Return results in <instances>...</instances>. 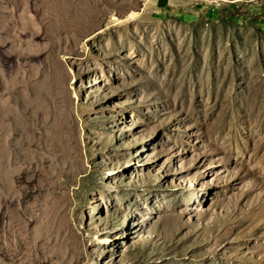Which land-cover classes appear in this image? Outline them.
<instances>
[{"label": "rangeland", "instance_id": "1", "mask_svg": "<svg viewBox=\"0 0 264 264\" xmlns=\"http://www.w3.org/2000/svg\"><path fill=\"white\" fill-rule=\"evenodd\" d=\"M0 264H264V0H0Z\"/></svg>", "mask_w": 264, "mask_h": 264}]
</instances>
